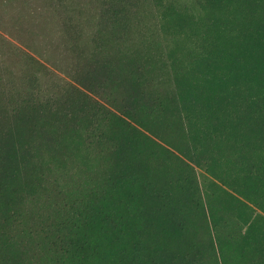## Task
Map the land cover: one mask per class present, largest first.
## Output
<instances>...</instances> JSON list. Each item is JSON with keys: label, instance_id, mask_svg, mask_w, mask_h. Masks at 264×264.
<instances>
[{"label": "rangeland", "instance_id": "374dc122", "mask_svg": "<svg viewBox=\"0 0 264 264\" xmlns=\"http://www.w3.org/2000/svg\"><path fill=\"white\" fill-rule=\"evenodd\" d=\"M0 264H264V0H0Z\"/></svg>", "mask_w": 264, "mask_h": 264}]
</instances>
